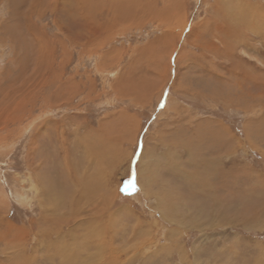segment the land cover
I'll return each instance as SVG.
<instances>
[{
  "label": "rangeland",
  "instance_id": "374dc122",
  "mask_svg": "<svg viewBox=\"0 0 264 264\" xmlns=\"http://www.w3.org/2000/svg\"><path fill=\"white\" fill-rule=\"evenodd\" d=\"M0 264H264V0H0Z\"/></svg>",
  "mask_w": 264,
  "mask_h": 264
},
{
  "label": "crops",
  "instance_id": "0c3cea01",
  "mask_svg": "<svg viewBox=\"0 0 264 264\" xmlns=\"http://www.w3.org/2000/svg\"><path fill=\"white\" fill-rule=\"evenodd\" d=\"M164 36L158 35L153 39H150L146 43V45L139 47L140 49L135 52V54L138 56V59L133 63V67L135 68V70H137V75L136 73L134 76L126 74V80L122 82L117 81L114 83V86L118 93L123 92V97H130L129 100H131V102L138 103L140 104V106L142 104L146 105L147 103H149L151 98L160 91V89L166 82V79H164L161 75L162 67L155 68H160V72L158 74L148 73L150 68L154 70V66L151 65H155L154 59H151V53L155 54L158 49H164L165 46L166 50L172 48L171 41H168L171 33H166ZM139 57L142 58L145 62L139 64ZM122 117L123 116H119V118L115 122L113 121V123H116V127L120 122L124 120V118H126L130 122H132V120L135 118L134 116L131 117L130 115L124 116L123 118Z\"/></svg>",
  "mask_w": 264,
  "mask_h": 264
},
{
  "label": "bare ground",
  "instance_id": "6f19581e",
  "mask_svg": "<svg viewBox=\"0 0 264 264\" xmlns=\"http://www.w3.org/2000/svg\"><path fill=\"white\" fill-rule=\"evenodd\" d=\"M125 126H126V125H125ZM127 126H128V125H127ZM128 128H129V127H128ZM60 140H61V139H60ZM92 146H93V145H92ZM97 147H98V146H97ZM92 149H93V148H92ZM94 149H95V148H94ZM89 150H90V149H89ZM100 150H101V149H100ZM100 150H97L98 153H97V152H94V150H93V152H92V151H90V152H91V154H93V153L95 154L94 157H96V155H98L97 158H98V157L101 158V154L99 153ZM95 151H96V149H95ZM87 152H88V151H87ZM90 152L88 153V156H90ZM94 154H93V155H94ZM88 156H87V157H88ZM89 158H90V157H89ZM92 160H93V159H92ZM85 161H86V160H85ZM91 164H92V163H91ZM76 166H77V165H76ZM78 168H79V167H77V169H78ZM45 176H46V175H45ZM91 179L93 180V178H91L90 176L87 177V180H86L85 182L83 181L84 184H86L87 182H90ZM81 181H82V180H80V182H81ZM80 182L75 186L77 189H80V190H81V192L79 191L80 194H79L78 198H79V199H81V198H83V197L86 198L88 195H89V197H90V196H93V192H95V191H93V190H88V188L85 187L86 185H80ZM94 182H95V181H94ZM92 183H93V182H92ZM54 184H56V183H54ZM90 185H91V184H90ZM95 185H96V184H92L91 187H94ZM59 189H60V188H59ZM98 189H99V190H98ZM98 189H97L96 191H98V192L101 191V187H99ZM46 190H47V189H46ZM60 192H61V191H60ZM98 192H97V193H98ZM101 193H102V191H101ZM61 194H62V193H61ZM99 194H100V193H99ZM59 195H60V193H59ZM95 195H97V194H95ZM49 196H50V195H49ZM61 196H62V195H61ZM100 197H102V194H101ZM62 199H63V198H62ZM62 199H61V200H62ZM91 199H92V198H91ZM91 199H90V200H91ZM96 199H97V198H96ZM100 199H101V198H100ZM81 200H83V199H81ZM57 201H58V200H57ZM85 201H86V200H85ZM85 201H84V202H85ZM58 202H59V201H58ZM58 202H57V203H58ZM65 202H66V201H65ZM79 202H80V201H79ZM97 202H98V201H97ZM97 202H96V203H97ZM53 204H54V203H53ZM51 205H52V204H51ZM55 206H56V205H55ZM61 208H62V207H61ZM56 209H57V208H56ZM54 215H55V214H54ZM42 221H43V220H42ZM56 221H57V220H56ZM52 223H53V222H51V224H52ZM49 226H51V225H49ZM9 229H11L10 226H8V230H9ZM41 229H42V228H41ZM6 230H7V229H6ZM54 231H55V230H54ZM49 234H50V233H49ZM18 236H19V235H18ZM44 237H46V236H44ZM49 238H50V237H49ZM13 240H14V239H13ZM45 241H46V239H45ZM48 242H49V241H48Z\"/></svg>",
  "mask_w": 264,
  "mask_h": 264
},
{
  "label": "snow or ice",
  "instance_id": "6c2138e0",
  "mask_svg": "<svg viewBox=\"0 0 264 264\" xmlns=\"http://www.w3.org/2000/svg\"><path fill=\"white\" fill-rule=\"evenodd\" d=\"M128 186H132V187H134V184L130 181L129 184L126 185V187H128Z\"/></svg>",
  "mask_w": 264,
  "mask_h": 264
},
{
  "label": "trees",
  "instance_id": "16d2710c",
  "mask_svg": "<svg viewBox=\"0 0 264 264\" xmlns=\"http://www.w3.org/2000/svg\"><path fill=\"white\" fill-rule=\"evenodd\" d=\"M144 126V125H143Z\"/></svg>",
  "mask_w": 264,
  "mask_h": 264
}]
</instances>
